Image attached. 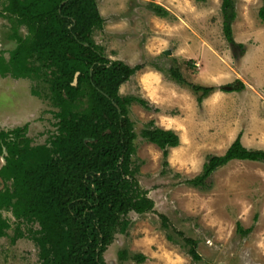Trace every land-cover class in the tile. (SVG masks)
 Returning <instances> with one entry per match:
<instances>
[{
    "label": "rangeland",
    "instance_id": "1",
    "mask_svg": "<svg viewBox=\"0 0 264 264\" xmlns=\"http://www.w3.org/2000/svg\"><path fill=\"white\" fill-rule=\"evenodd\" d=\"M7 1L0 0V55L5 59L15 46L13 22L4 11ZM95 2L102 23L91 31L93 43L110 61L142 64L118 93L133 97L127 108L135 132L132 161L139 187L153 202L150 212L128 214L126 233L115 234L103 262L137 264L118 258L125 249L129 255H145L139 264H264V162L231 160L210 175L207 190L184 183L201 171L208 155L222 154L238 134L245 148L264 149V22L257 17L262 0H232V35L241 50L224 38L221 0ZM152 3L167 15H155ZM16 32L24 36L28 29L17 24ZM170 66L187 81L228 89L214 90L196 104L191 90L171 79ZM49 96L42 73L0 76V129L26 125L31 145L47 142L56 128ZM149 121L178 136L177 146L168 147L165 165L162 150L139 135ZM1 215L8 228L0 237V264H40L28 239L36 225L17 223L7 210ZM160 215L168 228L161 227ZM16 226L23 237L12 242ZM177 231L195 239L200 260L187 254Z\"/></svg>",
    "mask_w": 264,
    "mask_h": 264
},
{
    "label": "trees",
    "instance_id": "2",
    "mask_svg": "<svg viewBox=\"0 0 264 264\" xmlns=\"http://www.w3.org/2000/svg\"><path fill=\"white\" fill-rule=\"evenodd\" d=\"M151 8L157 16L167 15L158 4ZM4 11L14 24L10 37L15 46L6 59L0 55V76L30 78L42 73L56 128L47 142L37 145L25 136L26 125L0 129V237L8 228L1 211L7 210L17 223L36 225L28 239L37 248L40 264H105L102 254L115 234L126 233L128 214L153 210L132 161L135 132L127 108L133 97L118 93L142 64L110 61L93 43L91 31L102 23L95 0H8ZM220 11L225 40L241 50L243 45L232 35V0H221ZM257 17L264 22V0ZM17 24L25 25L28 33L19 35ZM166 70L191 90L196 104L214 90L228 89L187 81L173 66ZM137 101L147 108L143 99ZM139 135L162 150L164 165L168 147L179 142L175 132L152 121ZM231 160L264 162V149L245 148L238 134L222 154L208 155L201 171L184 183L207 190L210 175ZM160 217L161 227L168 228L166 217ZM177 235L191 259L200 260L195 239L180 231ZM21 237L16 226L11 241ZM166 238L173 240L169 234ZM117 254L137 264L145 260L144 254L129 255L125 249Z\"/></svg>",
    "mask_w": 264,
    "mask_h": 264
},
{
    "label": "water",
    "instance_id": "3",
    "mask_svg": "<svg viewBox=\"0 0 264 264\" xmlns=\"http://www.w3.org/2000/svg\"><path fill=\"white\" fill-rule=\"evenodd\" d=\"M77 75V73H75V76ZM74 81H75V78H74ZM74 83V82H73ZM4 152V151H3Z\"/></svg>",
    "mask_w": 264,
    "mask_h": 264
}]
</instances>
